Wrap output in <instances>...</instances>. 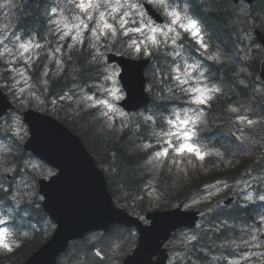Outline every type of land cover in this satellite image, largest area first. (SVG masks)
Wrapping results in <instances>:
<instances>
[{
    "label": "trees",
    "instance_id": "obj_1",
    "mask_svg": "<svg viewBox=\"0 0 264 264\" xmlns=\"http://www.w3.org/2000/svg\"><path fill=\"white\" fill-rule=\"evenodd\" d=\"M48 1L24 0L23 13L15 11L17 18L12 21L11 27L6 23L11 32L46 40L50 32L42 25ZM178 2L189 7L191 13L203 19L215 46L213 53L219 57L214 61L210 80L224 82L222 83L224 93L213 102V107L218 114L217 117L225 118L223 122L226 125L221 123L213 132L221 135L220 141H226L231 148L234 139L235 143L237 140L233 132L238 131L233 117L245 116L252 119L259 114L263 115L264 94L255 87L254 82L258 67L264 62V53L251 37V26L255 24L264 31V0H256L252 8L246 11L233 6L230 0H178ZM92 45L93 40L87 37L85 42L74 48H63L59 56L61 65L58 66L54 58L48 59L44 55L34 66L31 76L36 93L41 101L47 104L48 108L45 111L57 117L82 139L103 169L113 198L127 211L143 214L150 208H169L176 201L186 200L189 192L199 183L186 178L173 179L165 170H153L147 164L148 152L145 148L147 138L142 136H149L155 132L154 129H150V121L143 122L145 116H150V110L148 113L141 112L142 116L139 118L136 114H132L130 118L122 116L117 119L120 122H117L101 115L98 109L89 107L83 100L82 93H87L89 86L99 81L105 67L103 56L107 47L94 48ZM116 45L117 43L113 44ZM115 49L119 53L128 54L123 49ZM93 56H96L95 61ZM158 66L159 70L149 72V77L155 78L150 81L151 108L162 110L161 101L170 102L174 99L167 89L165 65L159 63ZM47 67H49L47 71L51 72L45 77L43 73ZM44 80H48L47 87L43 84ZM68 94L71 95L70 100L61 98ZM232 108H236L237 111H231ZM219 173L222 175L226 173L228 176L234 173V167H228ZM149 185L152 187L148 188ZM34 206L26 212L30 217L40 216L39 210ZM262 207L263 204L260 203L258 207L224 219L228 223L245 224L257 215ZM119 230L122 229L114 227L111 232L116 233ZM128 234L123 232L115 235L118 242L115 251L112 238L101 237L96 243H90L88 246L86 241L73 243L71 249L61 258V264H87L89 259L99 263L103 257L119 258L131 250L132 243ZM32 237L34 241L27 244L11 262L0 261V264H19L25 260L41 241L38 231H35ZM221 238V233L215 237L216 246L225 245L224 237L222 240ZM210 243L207 241L183 249L184 264H201L200 261L209 263L208 258L213 252ZM97 252H100L101 256H97Z\"/></svg>",
    "mask_w": 264,
    "mask_h": 264
},
{
    "label": "water",
    "instance_id": "obj_2",
    "mask_svg": "<svg viewBox=\"0 0 264 264\" xmlns=\"http://www.w3.org/2000/svg\"><path fill=\"white\" fill-rule=\"evenodd\" d=\"M257 37L264 46V37L258 33ZM109 62H117L122 69L119 79L127 95L122 107L131 111L144 106L141 80L139 82L142 68L114 57ZM7 108L0 93V114ZM24 121L31 135L26 148L58 170L49 182L40 181L39 191L44 197L43 208L57 224V229L52 239L25 264H54L56 255L65 249L69 240L81 238L91 230H105L113 223L134 224L139 232V246L125 259V264H154L151 258L157 254L162 258L155 264H163L165 253L160 249L161 241L182 225L177 220L178 211L149 214L150 227L129 220L113 207L101 172L77 137L45 116L27 112Z\"/></svg>",
    "mask_w": 264,
    "mask_h": 264
},
{
    "label": "snow or ice",
    "instance_id": "obj_3",
    "mask_svg": "<svg viewBox=\"0 0 264 264\" xmlns=\"http://www.w3.org/2000/svg\"><path fill=\"white\" fill-rule=\"evenodd\" d=\"M15 0H3L0 3V8H9L14 5ZM156 7H158L162 12L166 14L169 18L170 23L164 28L153 26L151 21H144V12L141 6L134 2V0H69V4L72 5L73 9L78 10V12H73L71 16V22L68 17L61 16V19L53 20L52 22L61 31L60 39L70 38L73 43L70 47L74 48L77 44L83 43V34L85 32H90L92 38L96 41L92 47L96 48L100 41L115 39L118 35H129L130 33H138L145 35V39L150 42L152 47L157 50L161 46L168 47L171 46L173 49L178 48L177 41L181 39L182 33L187 34L188 37L193 38L201 49L207 51V44L204 42V37L202 34V25L195 13L189 14V8L179 9L174 7L169 0H150ZM53 15L56 13V9L52 10ZM140 17L139 22L135 18ZM91 25V26H90ZM130 25H135L134 27ZM145 28H147V34L145 33ZM141 43H144L141 41ZM3 44V41H0ZM39 48L40 45H33L31 43H20L18 48L20 50V55L24 56L28 54L33 48ZM134 49L137 53H143L145 55H151L148 51L147 45L141 48L140 44L136 40L132 41L129 46ZM57 53L61 52V48L57 47L55 49ZM7 54H11V50H7ZM97 55H99V50L97 49ZM181 56L180 51H174V57ZM102 58V57H101ZM214 59H219V57H213ZM96 60V56H93V61ZM11 62V61H10ZM26 64L31 63V57L25 59ZM60 61H57L59 66ZM200 66L198 64H187L180 65L177 63L174 68L175 75L172 79L175 80L176 87L180 88L186 95L190 96V104L195 105L194 108L188 109L183 115L181 113H174L175 119H168L167 124L169 125L166 131L157 134L158 140L163 141V145L160 150L155 151L151 160L148 161L152 164L154 161L159 162L162 158L167 159L170 151L175 156H183L184 153H189L194 155L198 160L204 161L208 153L201 152L198 144L194 143V138L197 136V125L202 122V117L205 113L204 108L210 106V102L213 99V94L219 93L220 89L217 87H184L188 85L190 81L193 80V72L199 70ZM27 82V77L24 73H18ZM43 75L48 76V72L45 71ZM117 75L115 71H111L105 76L106 80H112L115 83L114 77ZM204 72L199 71V76L196 79V85H200L204 78ZM43 84L45 87L48 85V80H44ZM23 91V90H22ZM113 97L116 96L117 89L108 90ZM172 91V89H169ZM63 98V97H61ZM86 100L92 101L89 105L90 107H97L102 105L109 110V112H114V107L107 100H94L92 96L85 97ZM55 103V101H53ZM231 111L236 112V108H232ZM189 112L191 115H189ZM108 112L102 115L108 116ZM123 115V113H121ZM147 120H152L151 116L146 118ZM246 118L242 117L241 121L244 122ZM247 124L252 126L254 121L247 119ZM145 147H150V145H145ZM219 155V153H217ZM35 167V165H32ZM16 170L9 166L4 169V172L14 173ZM12 181H10L11 185ZM8 188L5 187L2 180H0V193L7 192ZM19 191V189H17ZM13 199H16L13 196ZM247 200L251 201L253 197L248 195ZM261 201H264V195L259 197ZM264 222V218H262ZM4 221H0V224ZM195 236L189 238V242L195 240ZM252 240H256L255 236H252ZM4 247L11 251L12 248L5 244ZM97 256H101L100 252L96 253ZM245 260L248 257H244ZM231 264H239V262H231Z\"/></svg>",
    "mask_w": 264,
    "mask_h": 264
},
{
    "label": "rangeland",
    "instance_id": "obj_4",
    "mask_svg": "<svg viewBox=\"0 0 264 264\" xmlns=\"http://www.w3.org/2000/svg\"><path fill=\"white\" fill-rule=\"evenodd\" d=\"M57 4L61 6V9H60L59 12L56 13L58 15L56 20L57 19H61V16L63 15V16L68 17L69 21L71 22V16H72L73 12L69 11V7H68L69 5L67 3H64V2H60V3H57ZM64 10H66L67 12L65 11L66 12L65 13ZM74 11L78 12V10H76V9H74ZM135 18L139 22L140 17L137 15ZM143 20L144 21L147 20L145 15L143 17ZM145 29H146L145 32L147 34V28H145ZM7 50H11V54H9L10 57L8 58V61H9L10 64H16L17 63L16 62V56L14 55V53H17V51H18V56L19 57H23V56L20 55V50H19L18 46H17V51L12 49V48H6V51ZM12 70L14 71V79H13V81H12V83L10 85L13 88H15L16 91L19 93L20 91H22L23 89L26 88L28 81L25 82L24 78L21 77L18 73H24V76L27 77L26 69L24 67H20V68H17V69L12 67ZM111 71H115L117 73L116 70H110L109 73ZM114 79H115V83H113L112 80H109V85L105 89V95H104V98H106V99L103 98V100H107L114 107V109L116 111V114L120 115V113L116 110L117 108H116L115 102L117 100L118 101L120 100V98L122 97V94H121L120 89H119V87H118V85L116 83V76L114 77ZM5 85H6L5 83L2 84V86H5ZM110 89H117L118 90L116 92V96L115 97H113L111 95V93L108 91ZM15 97H19V95L17 93H15ZM105 109L108 110L107 108H105ZM114 112H111V113H114ZM1 130H2V132H1L2 134H6V133L9 132L16 139H20V138H22V136L27 135L26 128L21 123L19 117L16 116V115H11L10 118L5 120L3 122V124H2ZM1 149H2V146L0 145V150ZM35 167L37 169V172H38L39 176H43L45 178L48 177L47 171L40 169L38 167V165H35ZM253 180H255V181H263V183H264V176H261V177L256 176L255 178H253ZM229 189H230V187L228 188L226 186H224V187H215L208 194H205L202 197H199V198H196V199L192 200L193 202L190 201L191 203L186 205V207H194L195 205H198L200 203H203V204L206 205L208 203L214 202V201L219 199V197L222 195V193L225 194ZM260 237H261L260 234L256 235V240H254V241L252 240V246L251 247H254V249H256L255 247L264 246V243H263L264 241H261ZM182 238L186 239L187 236H182ZM176 240H178V238ZM5 244L8 245V232L6 230L0 228V249L7 250L4 247ZM257 249H259V248H257ZM255 251H256L255 254H258V255H260L261 253H264V252H262V250H255ZM250 255H251V253H248L246 255H243V257H241V258L244 259V257H248ZM241 258L233 260L231 262H240ZM231 262H229L228 264H231Z\"/></svg>",
    "mask_w": 264,
    "mask_h": 264
},
{
    "label": "bare ground",
    "instance_id": "obj_5",
    "mask_svg": "<svg viewBox=\"0 0 264 264\" xmlns=\"http://www.w3.org/2000/svg\"><path fill=\"white\" fill-rule=\"evenodd\" d=\"M22 155H18V157H17V163H18V165H19V167L21 168L22 166H24L25 165V163H26V159L25 158H23V162H22V157H21ZM20 168H18V169H20ZM258 204H260V203H258ZM258 204H256V206L255 207H258ZM254 207V208H255ZM212 254H215V252H212Z\"/></svg>",
    "mask_w": 264,
    "mask_h": 264
}]
</instances>
